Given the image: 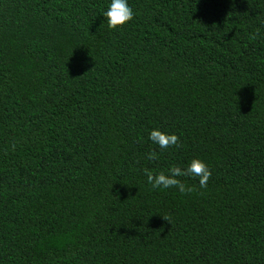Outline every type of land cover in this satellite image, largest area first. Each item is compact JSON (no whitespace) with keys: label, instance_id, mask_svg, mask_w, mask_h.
I'll list each match as a JSON object with an SVG mask.
<instances>
[{"label":"trees","instance_id":"16d2710c","mask_svg":"<svg viewBox=\"0 0 264 264\" xmlns=\"http://www.w3.org/2000/svg\"><path fill=\"white\" fill-rule=\"evenodd\" d=\"M128 2L0 0V264H264V0Z\"/></svg>","mask_w":264,"mask_h":264},{"label":"clouds","instance_id":"9594fccd","mask_svg":"<svg viewBox=\"0 0 264 264\" xmlns=\"http://www.w3.org/2000/svg\"><path fill=\"white\" fill-rule=\"evenodd\" d=\"M103 21L107 29L117 28L124 25L133 18L134 11L130 7L128 0H107V5L102 10ZM148 140L160 150H167L169 147L178 146V137L174 133L162 132L157 128H153L147 133ZM149 160L157 158L155 151L147 153ZM145 183L153 189H169L175 188L178 192L192 191V187L181 182L179 177L195 178L200 188L207 186V181L211 176L209 167L199 158H191L185 166L180 167L172 165L166 171L153 173L145 170ZM169 224L167 217H162Z\"/></svg>","mask_w":264,"mask_h":264}]
</instances>
